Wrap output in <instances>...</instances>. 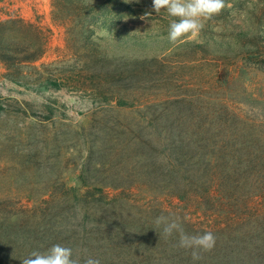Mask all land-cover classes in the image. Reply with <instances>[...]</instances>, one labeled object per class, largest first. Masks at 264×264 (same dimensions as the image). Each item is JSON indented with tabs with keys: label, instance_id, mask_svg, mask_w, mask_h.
Instances as JSON below:
<instances>
[{
	"label": "rangeland",
	"instance_id": "rangeland-1",
	"mask_svg": "<svg viewBox=\"0 0 264 264\" xmlns=\"http://www.w3.org/2000/svg\"><path fill=\"white\" fill-rule=\"evenodd\" d=\"M225 5L174 45L152 0H0V53L17 55L0 59V264L54 244L81 264H180L160 216L223 229L218 264H264V0ZM38 31L44 54L20 61ZM180 139L227 140L223 201L179 174Z\"/></svg>",
	"mask_w": 264,
	"mask_h": 264
},
{
	"label": "clouds",
	"instance_id": "clouds-1",
	"mask_svg": "<svg viewBox=\"0 0 264 264\" xmlns=\"http://www.w3.org/2000/svg\"><path fill=\"white\" fill-rule=\"evenodd\" d=\"M153 11L159 14L166 11L171 18L167 29V39L172 44L184 39L199 37L204 23L220 14L225 8V0H152ZM156 225H163L162 235L165 238L178 233L176 247L191 250L193 261L202 259L203 252H210L216 244V236L211 231L203 234L189 235L180 223L167 216L156 218ZM22 264H81L74 258L73 250L60 244H54L45 252L33 251L22 260ZM83 264H100L98 258L88 257Z\"/></svg>",
	"mask_w": 264,
	"mask_h": 264
},
{
	"label": "trees",
	"instance_id": "trees-1",
	"mask_svg": "<svg viewBox=\"0 0 264 264\" xmlns=\"http://www.w3.org/2000/svg\"><path fill=\"white\" fill-rule=\"evenodd\" d=\"M22 25L27 24L22 20H19ZM17 23V21L15 22ZM107 29L110 30V34L113 38L117 41H134L136 42L137 37L131 36L129 33H125L124 31L120 30H112L111 26L105 25ZM34 30L35 29L34 27ZM35 42L27 45L24 49V53L27 52L28 55H25L23 59L20 61L23 62H30L32 60H36L39 56L43 55L45 52L46 43L42 39L41 32L35 33ZM13 53L8 51V49H3L0 53L1 61L6 64L7 66L10 63L15 62L16 56L13 58ZM19 60V59H18ZM17 62V61H16ZM227 140H220V141H212L208 142L205 140L200 141H185L184 139H180L177 143L178 149V170L179 174L185 175L189 174L192 177V186H196V188H201V197L200 200L203 202L207 201H214L219 202L223 201L222 198L224 197V192L226 190V182H227V172L226 167L232 168L235 171V167L233 164L234 158L232 157L225 165V160L223 161V157H226L225 152L228 150V142ZM206 144V145H205ZM210 151L211 155H208ZM188 162V164H187ZM231 165V166H229ZM237 168V167H236ZM203 176L208 177L206 181H198V178H203ZM238 186H235L234 189L236 190ZM200 190V189H198ZM184 194L181 195V200H185L186 197L189 195L188 191L184 189ZM185 196V197H183ZM183 198V199H182ZM194 228V227H193ZM192 230V235H198L199 233L196 232L195 228ZM214 233L216 236V244L215 247L210 252H203L202 259L198 261V264H218L223 262L222 256V236H223V229H211L209 230ZM206 232V230L202 231L201 234ZM191 256V250L185 251L181 256L178 257V260L183 264L184 259L182 256ZM189 261V259H188Z\"/></svg>",
	"mask_w": 264,
	"mask_h": 264
}]
</instances>
